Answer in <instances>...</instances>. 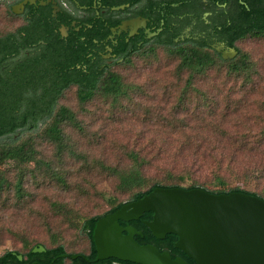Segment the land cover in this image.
I'll return each mask as SVG.
<instances>
[{"label": "rangeland", "instance_id": "rangeland-1", "mask_svg": "<svg viewBox=\"0 0 264 264\" xmlns=\"http://www.w3.org/2000/svg\"><path fill=\"white\" fill-rule=\"evenodd\" d=\"M237 46L235 60L248 62L247 71L214 59L189 83V72L179 73L178 59L160 46L109 67L127 85L124 96L96 94L81 103L73 88L64 91L58 105L77 125L60 124V144L44 136L48 122L22 132L14 145L29 138L40 166L0 165V255L34 243L88 253L82 222L135 192L120 190L107 169L127 168L130 151L148 161L145 187L164 180L162 168L192 162L203 164L194 176L210 180L220 160L231 167L222 172L230 187L264 197V39L243 38ZM13 143L1 139L0 148Z\"/></svg>", "mask_w": 264, "mask_h": 264}, {"label": "flooded vegetation", "instance_id": "flooded-vegetation-1", "mask_svg": "<svg viewBox=\"0 0 264 264\" xmlns=\"http://www.w3.org/2000/svg\"><path fill=\"white\" fill-rule=\"evenodd\" d=\"M243 38L264 39V0H0V109L11 116L29 114L34 69L48 68L50 51L71 60L85 53L90 63L109 68L122 56L153 51L169 40H201L211 62L237 66V42ZM173 236L154 242L173 259L191 264ZM61 256L63 264H138L115 257L96 260L91 247L88 253Z\"/></svg>", "mask_w": 264, "mask_h": 264}, {"label": "trees", "instance_id": "trees-1", "mask_svg": "<svg viewBox=\"0 0 264 264\" xmlns=\"http://www.w3.org/2000/svg\"><path fill=\"white\" fill-rule=\"evenodd\" d=\"M163 46L166 47L170 54L178 59L177 71L179 73L183 71L189 72V83L195 76L203 74L208 63L211 62V56L203 47L204 44L201 40H187L184 43H174L173 40H169V44ZM48 56L50 58L48 68L34 69L32 93L28 99L29 114L24 113L22 116H11L7 115L4 109H0V140L8 137L13 143L18 141L22 132H26V130L30 129L36 131L39 125H44L48 122L47 125H45L44 136L52 141H58L60 144L65 137V134L60 128V124L68 121L77 125L74 113L68 108L58 105V101L64 91L70 88L75 90L77 98L81 103L90 100L96 94L112 95L113 97L127 94V85L123 83L117 73L110 71L109 68H102L99 63H90L85 53L78 55L75 60H71L61 51H50ZM121 58L126 60L128 57L122 56ZM249 67L248 62L241 61L237 66L233 65L231 71L244 72L247 71ZM183 103V101H180L179 105ZM17 128H20V133L15 132ZM195 150H197V148H195ZM128 156L131 162L127 168L118 169L114 166H109L107 169L117 177V187L120 190H133L135 192L132 193L130 198L126 201L112 205L104 213L89 217L81 224L80 228L84 231L90 243V257H95L96 255L92 241V232L96 220L106 213L114 211L122 203L135 200L157 186H177L186 189L200 187L213 193L240 191L256 195L264 200L263 196L255 192L241 189L238 186L230 187L229 182L223 176L222 172L231 169V167L229 165L224 166L220 160H216L212 167L210 171V180L196 178L194 172L202 169L203 164L196 165L195 162H192L190 164H184L179 169L162 168L160 172H163L162 174L165 176L164 180H155L145 187L147 177L144 173V167L148 164V161L135 151H130ZM5 161H11L14 166L16 164L26 165L31 162L38 166L41 164V161L36 158V150L29 138L15 145L13 143L8 148L6 145H3L0 148V165ZM0 171L4 172L1 169ZM185 182H188V184L182 185V183ZM16 188L17 191H20V183H16ZM151 216V212H145L142 218L150 220ZM129 223L143 234V236H134V239L139 244L150 243L159 248L154 242L155 238L142 222H140L139 225H135L132 221H129ZM120 224L124 226L126 223L120 221ZM175 238V236L172 237V239ZM39 245L43 246L45 250L42 252H33V248ZM64 253L68 252H66L62 244L47 247L42 243H34L30 245L25 252L6 250L0 255V264L8 262L11 264H30L33 261H37L41 264H63L61 255ZM79 253L80 252L69 254L78 255ZM18 255L22 256L21 260L18 259ZM76 261H82V259H77ZM190 261L191 264H194L192 260Z\"/></svg>", "mask_w": 264, "mask_h": 264}, {"label": "water", "instance_id": "water-1", "mask_svg": "<svg viewBox=\"0 0 264 264\" xmlns=\"http://www.w3.org/2000/svg\"><path fill=\"white\" fill-rule=\"evenodd\" d=\"M145 212L152 213L150 220L143 221L152 236L175 235V247L194 264H264L262 198L240 191L213 193L177 186H157L99 217L92 232L96 260L115 257L138 264H186L153 244H139L134 236L141 232L120 224ZM44 250L41 245L33 248V252Z\"/></svg>", "mask_w": 264, "mask_h": 264}]
</instances>
